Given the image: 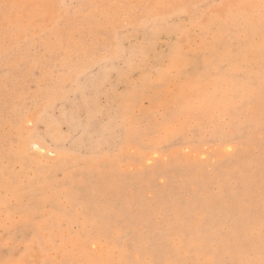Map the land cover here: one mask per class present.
<instances>
[{"label": "rangeland", "instance_id": "rangeland-1", "mask_svg": "<svg viewBox=\"0 0 264 264\" xmlns=\"http://www.w3.org/2000/svg\"><path fill=\"white\" fill-rule=\"evenodd\" d=\"M0 264H264V0H0Z\"/></svg>", "mask_w": 264, "mask_h": 264}]
</instances>
